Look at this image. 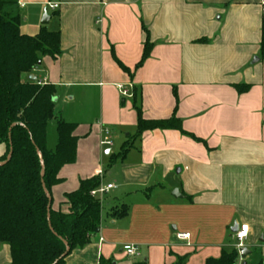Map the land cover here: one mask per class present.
Returning a JSON list of instances; mask_svg holds the SVG:
<instances>
[{
  "label": "crops",
  "instance_id": "0c3cea01",
  "mask_svg": "<svg viewBox=\"0 0 264 264\" xmlns=\"http://www.w3.org/2000/svg\"><path fill=\"white\" fill-rule=\"evenodd\" d=\"M18 3L22 34L37 35L45 12L47 29L61 34V55L45 58L33 76L56 87V122L77 126V160L60 171L53 209L66 210L65 194L83 180L114 186L102 199L99 233L65 264H206L236 248V225L250 229L244 247L251 254L238 264L263 261L264 0ZM147 32L153 49L135 72ZM238 85L250 90L239 94ZM135 99L146 121L171 119L178 102L183 130L201 142L176 130L133 138ZM106 131L110 147L101 145ZM121 207L128 215L113 217ZM185 233L189 240L178 237ZM126 246L140 255L128 256ZM11 261L10 247L0 244V264Z\"/></svg>",
  "mask_w": 264,
  "mask_h": 264
},
{
  "label": "trees",
  "instance_id": "16d2710c",
  "mask_svg": "<svg viewBox=\"0 0 264 264\" xmlns=\"http://www.w3.org/2000/svg\"><path fill=\"white\" fill-rule=\"evenodd\" d=\"M21 23L18 0H0V144L6 147L0 159V244L10 247L11 264H65L75 250L89 245L100 231L103 204L91 193L101 187L102 180L93 177L81 181L76 191L65 194L62 207L67 209H53L52 190L61 183L60 171L77 160L78 138L74 135L77 126L58 120L57 141L53 148L49 147L48 128L56 120L57 90L54 85H42L39 80L32 82L29 78L45 58L56 60L61 55V34L45 26L35 36L25 35L21 33ZM152 49L147 32L135 72L150 58ZM260 52L264 59V20ZM117 63L133 76L130 69ZM236 90L244 94L250 87L238 85ZM134 102L138 127L133 138L149 131L176 130L201 142L183 130L176 117L178 102L173 117L163 121H146L137 99ZM130 141L121 158L130 150ZM11 146L12 158L2 165ZM128 213L127 207H121L112 216L125 218ZM239 260L240 254L234 248L206 264H238Z\"/></svg>",
  "mask_w": 264,
  "mask_h": 264
},
{
  "label": "built area",
  "instance_id": "2783aa9c",
  "mask_svg": "<svg viewBox=\"0 0 264 264\" xmlns=\"http://www.w3.org/2000/svg\"><path fill=\"white\" fill-rule=\"evenodd\" d=\"M50 7H51V9L56 10V9L59 8V5L51 4ZM263 15H264V12H263ZM119 88L121 89V87H119ZM122 95L124 97H127V96H129V93L127 91H125V90H122ZM110 135H111V133L109 131L105 132V138L101 142V145L103 147L112 146V142L110 141ZM113 188H114L113 185H109L106 188L99 187L98 189H96L95 191H93L91 193V196L94 197V198L99 199L102 202V199H103L104 195L108 191L112 190ZM249 232H250V229H249L248 225H241L239 227V230L234 234V237H235V240H236V249L238 250V252L240 251L241 248H244V243L248 239ZM178 237L181 240H189L190 237H191V234H189V233L179 234ZM124 251L126 252V254L128 256H131V257H137V256L140 255L138 249L135 246H126L124 248ZM263 261H264V258H263Z\"/></svg>",
  "mask_w": 264,
  "mask_h": 264
},
{
  "label": "water",
  "instance_id": "95a60500",
  "mask_svg": "<svg viewBox=\"0 0 264 264\" xmlns=\"http://www.w3.org/2000/svg\"><path fill=\"white\" fill-rule=\"evenodd\" d=\"M49 21H50V17L48 16L47 12H45V15H44V18H43L42 24H43L44 26H46V25L49 24ZM29 80L32 81V82H36V81L38 80V78L35 77V76H31V77L29 78ZM55 102H56V100H55ZM12 155H13V148H12V146H11V148H10V153H9V155H8V157H7V161L4 162V163H2V165L7 164V163L11 160ZM173 196H174L175 198H177V197L179 196L178 191H175V193H174ZM50 207H51V206H49V209H50ZM238 230H239V227H238V225H236L235 228H234V230H233L232 232L235 234ZM239 254H240L241 259H242V260H245V259L247 258V256H249V255L251 254V252H250L247 248L244 247V248H241V249H240ZM245 264H246V263H245Z\"/></svg>",
  "mask_w": 264,
  "mask_h": 264
},
{
  "label": "rangeland",
  "instance_id": "374dc122",
  "mask_svg": "<svg viewBox=\"0 0 264 264\" xmlns=\"http://www.w3.org/2000/svg\"><path fill=\"white\" fill-rule=\"evenodd\" d=\"M23 15V12H21V16ZM55 104H57V102H55ZM56 109V108H55ZM58 112L57 110H55V113ZM56 115H59L58 113ZM57 120V118H56ZM56 120H53L48 128V145L50 148H53L56 144L57 138H56ZM6 152V147L4 144H0V159L4 156Z\"/></svg>",
  "mask_w": 264,
  "mask_h": 264
}]
</instances>
